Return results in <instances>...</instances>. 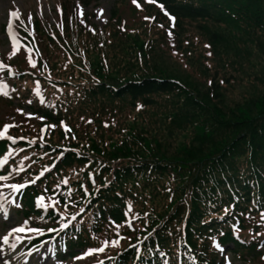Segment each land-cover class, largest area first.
Returning <instances> with one entry per match:
<instances>
[{"label": "trees", "instance_id": "trees-1", "mask_svg": "<svg viewBox=\"0 0 264 264\" xmlns=\"http://www.w3.org/2000/svg\"><path fill=\"white\" fill-rule=\"evenodd\" d=\"M130 1L103 27L69 6L62 29L37 22L43 56L1 97L33 101L41 121L16 131L22 181L47 171L34 197L59 198L68 217L85 208L81 245L124 235L119 264L254 251L234 230L264 232V0H137L128 27Z\"/></svg>", "mask_w": 264, "mask_h": 264}, {"label": "rangeland", "instance_id": "rangeland-1", "mask_svg": "<svg viewBox=\"0 0 264 264\" xmlns=\"http://www.w3.org/2000/svg\"><path fill=\"white\" fill-rule=\"evenodd\" d=\"M79 6H82V0H75ZM118 0H90L89 6L84 4L80 9V15L88 17L89 14L92 16L94 22L103 25L111 17L114 5ZM65 3L66 0H0V63L6 66L4 71H0V85H4L3 91L8 94L13 92L9 91V85L4 78V73L8 71L7 63L13 59V62L20 60L22 70L28 69L30 63L33 60L24 51H20V48L25 49L28 53H38L35 51L37 44L33 35L35 21L38 20L42 25L45 22H56L59 21L61 13V5ZM135 3L129 2L126 8L122 9V15L125 18V22L130 27L135 23L141 21L137 11L135 9ZM70 9L72 5L69 4ZM12 13H16L13 16ZM45 26V25H44ZM36 35V34H35ZM37 37V36H36ZM24 45V46H23ZM18 55V57H17ZM7 103L0 100V132H3L6 126L20 125L18 121L17 113L21 114V117L31 116V112L27 109H22L17 111L14 108L6 105ZM25 118V119H26ZM14 127H9V131ZM11 132V131H10ZM8 152V156H10ZM2 163H0L1 167ZM10 171L7 174H1L0 177H6V179H0V203H3L5 210L8 213V218H4V214L0 213V264H97L98 261L103 257L95 256L91 257L88 255L76 256L71 258L69 254L64 252H59V247L57 246V239L59 240V234L53 232L51 239L43 242L38 248H32L29 243H23V241H29L31 238L37 237L44 226L47 223L42 222L39 218L33 217L31 220L23 219L22 215L18 214L16 205H18L17 190H14L12 185H16L20 188L16 182L13 181L14 174ZM0 173L2 170L0 169ZM14 197H17L14 199ZM47 200H42L37 202L40 210L44 213L47 212ZM14 205V206H13ZM13 206V209H12ZM25 221L27 222L25 224ZM35 225H40V230L30 231V229H35ZM25 227L26 231L24 233H13L8 236V244L3 243V237L8 235L12 229L16 227ZM51 232H48V235ZM136 232H134V235ZM111 242L107 243L110 244ZM106 244V245H107ZM14 245V247H12ZM57 246L56 250L55 247ZM27 247V248H26ZM113 246V243L108 246L107 253L109 254ZM97 248H91L93 250ZM88 251V250H87ZM260 251L264 253V243L261 246ZM83 251L82 253H84ZM222 258H224L225 264H261L259 259L263 260L258 256L255 260H250L249 256L244 259L245 256L240 257L233 252H228V250L221 251ZM66 254V255H65ZM55 255V256H52ZM78 257H82L79 258Z\"/></svg>", "mask_w": 264, "mask_h": 264}, {"label": "snow or ice", "instance_id": "snow-or-ice-1", "mask_svg": "<svg viewBox=\"0 0 264 264\" xmlns=\"http://www.w3.org/2000/svg\"><path fill=\"white\" fill-rule=\"evenodd\" d=\"M149 2H151V0H149ZM12 15H13V16H16V13H12ZM146 19H148V18H146ZM32 66L35 67V64H33ZM5 68H6V66H5L4 64L0 63V71H4ZM4 87H5L4 85H0V94L7 95V93L3 91V88H4ZM29 103H30V101H29ZM14 126H15V125L6 126V127L4 128V130H3V132H0V139H4V138H6V137H5V134L7 133L8 128H9V127H14ZM7 138H8V139H11V137H7ZM13 142H15V141H13ZM0 179H6V177H0ZM12 187H13L14 190H17V191L20 190L16 185H12ZM42 199H43V198H41V202H42ZM16 206L19 207V205H16ZM0 213H3V214H4V218H5V219L8 218V213H7V211L5 210V208H4V206H3V203H0ZM73 219H75V217H73ZM26 223H27V222L25 221V224H26ZM65 227H67V225H65ZM25 231H26V229H25V227H23V226H21V227H16V228L12 229V231L9 232L8 235H5V236L3 237V243H4V244H8V236L12 235L13 233H16V232L24 233ZM30 231H37V232H38L39 230H38V229H30ZM118 243H119L118 241L113 242V246H118ZM12 247H14V245H12ZM217 247H219V246L217 245ZM103 251H104L103 248L93 249V250H89V251L86 253V255H92V254H94L95 252H103ZM79 258H82V257H78V259H79Z\"/></svg>", "mask_w": 264, "mask_h": 264}]
</instances>
